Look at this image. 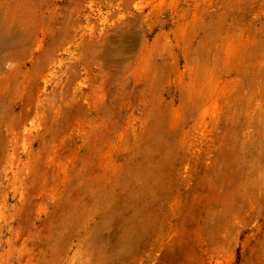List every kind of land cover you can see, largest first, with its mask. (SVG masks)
Instances as JSON below:
<instances>
[{"label": "rangeland", "instance_id": "rangeland-1", "mask_svg": "<svg viewBox=\"0 0 264 264\" xmlns=\"http://www.w3.org/2000/svg\"><path fill=\"white\" fill-rule=\"evenodd\" d=\"M0 30V264H264V0H0Z\"/></svg>", "mask_w": 264, "mask_h": 264}, {"label": "bare ground", "instance_id": "bare-ground-1", "mask_svg": "<svg viewBox=\"0 0 264 264\" xmlns=\"http://www.w3.org/2000/svg\"><path fill=\"white\" fill-rule=\"evenodd\" d=\"M38 40V39H37ZM10 37L7 33L3 32L2 30H0V66H3V61H5L6 59H12L13 55L10 51L11 47H10ZM37 41H33L32 44L36 43ZM110 58V56H108ZM106 59V58H105ZM107 62V61H105ZM106 65H108V63H106ZM105 67V65H104ZM108 67V66H107ZM106 67V68H107ZM75 99V98H74ZM74 101V100H72ZM83 106V105H82ZM84 122V121H83ZM82 121L79 122V125L83 124ZM119 181V180H118ZM147 222V220H146ZM141 223V222H140ZM145 223V222H144ZM144 226V225H142ZM144 228V227H143ZM135 231V230H134ZM138 231V230H137Z\"/></svg>", "mask_w": 264, "mask_h": 264}]
</instances>
